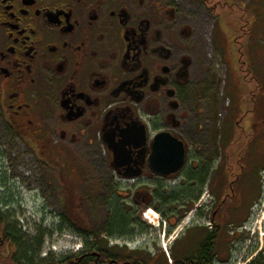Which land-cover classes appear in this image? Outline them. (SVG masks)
<instances>
[{"label": "flooded vegetation", "instance_id": "1", "mask_svg": "<svg viewBox=\"0 0 264 264\" xmlns=\"http://www.w3.org/2000/svg\"><path fill=\"white\" fill-rule=\"evenodd\" d=\"M199 1L0 0V137L32 169L0 164V264H264V76L229 57L218 87ZM158 133L184 143L166 175ZM40 199L77 251L27 255Z\"/></svg>", "mask_w": 264, "mask_h": 264}, {"label": "rangeland", "instance_id": "2", "mask_svg": "<svg viewBox=\"0 0 264 264\" xmlns=\"http://www.w3.org/2000/svg\"><path fill=\"white\" fill-rule=\"evenodd\" d=\"M185 4L187 1H193V0H183ZM215 1H221L223 8H220L221 10H224L227 14H234V21L231 23V29L233 31V40H234V50L236 51V54L238 55V59L240 60V68L239 72L241 71L246 77L251 79V76L253 74H264V61L261 59V61L257 59L256 52L257 50H264V22H252L253 21V13L252 10H249L248 7L242 4H238V2H232L228 0L227 2H224V0H210V2ZM246 1V0H245ZM248 1V0H247ZM194 7V12H197V15L203 11V9L196 4L195 6L192 5V8ZM260 19L261 17L264 19V12H259ZM202 24V35L201 40H203L204 45L207 47L206 53L208 57V63L213 68L214 72L216 73V78L218 81V87H220L221 84L225 82L227 69L225 65V59L222 54L218 53L214 46V22L212 20L205 19L204 23ZM223 52L225 55L231 56L234 55L235 52H233L229 48H224ZM204 71V70H203ZM201 77V76H200ZM207 79V78H206ZM208 105V103L204 104ZM206 115H208V112H205ZM2 137H0V143L3 142L1 140ZM5 143V142H4ZM11 151H13L11 149ZM14 167L15 162H11L8 170V174L10 175L8 179L6 180L7 184L10 183L12 179L14 180H21L24 177L30 178L25 176L24 172L19 170L18 173L21 175H14ZM32 174V169H29ZM18 171V170H17ZM11 172V173H10ZM25 172H28V169L25 168ZM47 171H44L45 176ZM30 174V173H29ZM13 180V181H14ZM6 182L4 183V188H7ZM17 183V182H16ZM20 190H22L20 188ZM15 192V190H12ZM22 192H24L22 190ZM25 205H23V214L16 216L13 218V220L20 224L21 227H26L29 230V233L26 234V240L29 242V244H34L33 247H39V256L45 254V252L52 254L54 252L55 254H52L53 256H58L59 253L63 254L65 252H70L72 249H68L72 242H71V235H61V234H55V228L53 226L56 223V216L53 213L52 207L54 206L52 203L48 201V199H40L39 203H35L34 201H24L22 202ZM43 205L44 211L43 213H39L35 210L36 205ZM75 204V203H74ZM79 204V203H78ZM158 204V202L156 203ZM59 205V204H58ZM106 204L99 200L97 202H86V212L90 218H94L95 221L97 219L101 218L104 214V212H108L106 209ZM95 206V208H93ZM77 207V208H76ZM75 209L76 212H78L79 206L76 205ZM58 209V206L55 207ZM264 211V210H263ZM150 214L155 216V219L159 218L158 214L154 211H149ZM13 215V214H11ZM21 219L22 222H21ZM144 219V218H143ZM145 220V219H144ZM145 222L148 224V222L145 220ZM95 224V222H93ZM97 224V222H96ZM26 230V229H25ZM24 232V231H23ZM76 237V236H75ZM78 238L80 236H77ZM96 237V236H95ZM74 238V237H73ZM78 238L76 239L74 243V247L78 244L81 246L80 241H78ZM30 248L32 255L27 253L28 256H33V253H35L36 257L37 249ZM77 251V250H76ZM51 255V256H52ZM38 256V258H39ZM25 257V256H24ZM41 257V256H40Z\"/></svg>", "mask_w": 264, "mask_h": 264}, {"label": "crops", "instance_id": "3", "mask_svg": "<svg viewBox=\"0 0 264 264\" xmlns=\"http://www.w3.org/2000/svg\"><path fill=\"white\" fill-rule=\"evenodd\" d=\"M228 0H224V2H227ZM232 2H238V4L246 5L249 10H252L253 13V21L252 22H264V19L259 16V12H264V0H230ZM187 3L191 5L198 4L199 6L202 5L199 0H193V1H187ZM209 4L213 5L212 11L210 10L211 14L207 17L208 20H212L214 22V46L218 53L222 54L224 59L227 61L230 58L235 59L234 66L239 69L240 67V60L238 59V55L236 54V51L234 50V40H233V31L231 29V23L234 21V14L230 13L227 14L224 10H221L220 8L222 6L221 1H215V2H209ZM201 7V6H200ZM211 7V8H212ZM202 8V7H201ZM203 9V8H202ZM194 22H196V28L199 33L202 32V24L200 22H204V19H194ZM224 48L231 49L234 53V55L228 56L225 55L223 52ZM258 61L264 58V50H257L256 52ZM261 58V59H260ZM264 60V59H263ZM225 61V62H226ZM264 63V61H262ZM203 73V71H202ZM264 76V74H263Z\"/></svg>", "mask_w": 264, "mask_h": 264}, {"label": "water", "instance_id": "4", "mask_svg": "<svg viewBox=\"0 0 264 264\" xmlns=\"http://www.w3.org/2000/svg\"><path fill=\"white\" fill-rule=\"evenodd\" d=\"M165 133H158L156 135L155 145L154 148L159 147V151L163 153V148H167L166 155L169 156V163L173 164L172 168L170 169H155V172L159 175H166L169 172L175 171L179 165L184 160V143L182 140L177 139L176 137H165ZM173 139V140H172ZM172 140V141H171ZM174 147V148H173ZM179 149V152L177 150ZM178 153L179 156H177L175 159H173V153Z\"/></svg>", "mask_w": 264, "mask_h": 264}, {"label": "built area", "instance_id": "5", "mask_svg": "<svg viewBox=\"0 0 264 264\" xmlns=\"http://www.w3.org/2000/svg\"><path fill=\"white\" fill-rule=\"evenodd\" d=\"M17 157V152L16 151H11V150H8L7 148V144L2 142L0 143V164L2 165H5L6 168H9L11 162H13V159H15ZM15 167L17 168V172H14V175H21L19 172V170H21L22 172H24L25 176L27 177H31L32 174L29 170V168H27L24 163H20V162H17L15 163ZM25 168L28 169L29 173L28 172H25ZM14 180V179H13ZM15 182H17L18 184L20 185H24L25 182H24V179L22 178L21 180L17 179V180H14ZM69 248L68 249H79V245L77 244L75 247L72 246V248H70L71 246H68Z\"/></svg>", "mask_w": 264, "mask_h": 264}, {"label": "trees", "instance_id": "6", "mask_svg": "<svg viewBox=\"0 0 264 264\" xmlns=\"http://www.w3.org/2000/svg\"><path fill=\"white\" fill-rule=\"evenodd\" d=\"M94 246V245H93Z\"/></svg>", "mask_w": 264, "mask_h": 264}]
</instances>
